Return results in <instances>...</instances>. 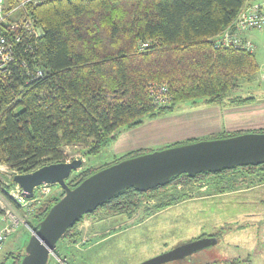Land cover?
<instances>
[{
	"label": "trees",
	"instance_id": "16d2710c",
	"mask_svg": "<svg viewBox=\"0 0 264 264\" xmlns=\"http://www.w3.org/2000/svg\"><path fill=\"white\" fill-rule=\"evenodd\" d=\"M22 1L5 0V11ZM245 4L246 0L27 1L19 7L17 21L29 20L41 32L25 36L17 44L13 77L0 80V163L15 173H27L45 164L66 161L64 147L80 144L90 145V154L97 155L123 130L170 114L183 101L202 97L206 105L252 102L254 96L238 94L235 89L245 80L260 82L255 53L216 46L218 36L234 23ZM0 29L11 36L7 25L1 24ZM23 61L31 69L41 67L44 75L30 80ZM151 85L167 86L171 97L167 105L153 103ZM243 132L138 148L99 166L83 167L67 182L75 187L102 168L153 150ZM238 172L261 174L260 182L264 183L261 162L194 177L182 173L165 186L146 192L135 187L124 189L75 222L58 241L55 253L61 255L63 249L69 264H73L68 257L76 255L73 247L81 239L79 226L87 217L101 211L133 216L152 197L158 198L154 211H161L192 197L180 192V185L185 188L212 178L221 182ZM15 184L12 177L11 186ZM171 189L174 192L168 194ZM63 194V188L57 185L34 208L29 224L36 227ZM164 194L168 199L160 197ZM205 236L210 234L196 238ZM16 249L3 254L0 264L9 259L11 264H20L22 250ZM201 260L190 264L217 262ZM241 263L252 264L248 256L225 261Z\"/></svg>",
	"mask_w": 264,
	"mask_h": 264
},
{
	"label": "rangeland",
	"instance_id": "374dc122",
	"mask_svg": "<svg viewBox=\"0 0 264 264\" xmlns=\"http://www.w3.org/2000/svg\"><path fill=\"white\" fill-rule=\"evenodd\" d=\"M261 90L263 91L264 87L258 79L254 82L242 81L235 89L238 94L251 95L254 98L262 96ZM205 108L208 109V106L202 97L180 102L176 110L170 114L123 130L119 134L118 142L113 144L111 141L97 155L90 154V145L65 146L66 161L82 159L83 164L80 168L82 169L88 165L99 166L110 162L115 157L138 148H159L189 139L207 137L211 134L206 132L208 130L202 119L204 113L200 111ZM191 115H194V124ZM196 117L201 119L198 120ZM257 118L254 112L253 119ZM180 122L189 124L190 127L179 126ZM251 122H244L243 125H235L233 128H246L251 131L264 128L263 120ZM128 135L137 136V140L145 137V141L129 149L126 143ZM15 171L0 163V204L5 206L4 214L0 215V229L7 211L13 213L19 221V224L12 226V232L0 251V258L19 247L23 251L28 233L31 231L29 221L33 211L27 207H20L8 194ZM262 177L261 174L238 172L228 175L221 182L212 178L195 182L185 188L180 185L178 190L192 197L161 211H154L158 198L152 197L147 199L133 216L101 211L87 217L79 226L85 238L82 239L81 236L73 247L74 253L80 255L75 261L78 264H139L203 233H209L210 236L217 237L218 242L203 253L165 264H190L207 258L212 262L217 261L216 264H225V261L232 258L247 256L252 264H264V183L260 182ZM56 188L57 184L46 186L48 194ZM221 188L223 192H220ZM172 192L173 189L168 191V194ZM168 196L164 194L160 197L166 200ZM38 204L37 202L34 207ZM147 209L151 214L147 213ZM61 253L63 255L58 253L53 255L51 264H69L63 249ZM70 261L73 262L71 257ZM11 262L9 259L5 264Z\"/></svg>",
	"mask_w": 264,
	"mask_h": 264
},
{
	"label": "water",
	"instance_id": "95a60500",
	"mask_svg": "<svg viewBox=\"0 0 264 264\" xmlns=\"http://www.w3.org/2000/svg\"><path fill=\"white\" fill-rule=\"evenodd\" d=\"M264 162V131L200 139L130 157L102 168L75 187L68 179L83 164L82 159L45 164L27 173H15L13 180L27 198L37 187L57 184L63 196L49 209L26 241L20 264H48L58 241L82 216L95 211L124 189L149 191L170 183L174 176H189L225 168ZM218 242L215 236L192 239L139 264H165L185 259Z\"/></svg>",
	"mask_w": 264,
	"mask_h": 264
},
{
	"label": "built area",
	"instance_id": "2783aa9c",
	"mask_svg": "<svg viewBox=\"0 0 264 264\" xmlns=\"http://www.w3.org/2000/svg\"><path fill=\"white\" fill-rule=\"evenodd\" d=\"M30 0H23L19 5L13 6L8 11H5V0H0V25L5 24L10 29L11 36L0 29V80L10 79L14 74V64L16 62V46L25 36L29 38L39 34L40 28L29 20L18 22L16 17L19 7ZM38 1V0H35ZM252 30H264V0H246V4L232 25L226 28L217 38V47H235L247 49L254 52L256 45L253 40L245 37L243 34ZM26 69L27 77L31 79L39 78L44 75V70L36 66L31 69L26 61L22 62ZM259 80L264 86V64L260 65ZM150 94L153 103L157 106L167 105L171 97L168 94V88L165 85H151ZM8 167V166H7ZM14 175V174H13ZM13 177V176H12ZM43 184L36 188L33 198H27L22 189L18 185H13L8 194L20 207H27L31 211L34 210V205L39 203L44 198L49 190ZM33 207V208H32ZM6 216L0 229V251L2 250L7 237L12 232V226L19 224V221L13 213L6 212ZM247 264V263H241Z\"/></svg>",
	"mask_w": 264,
	"mask_h": 264
},
{
	"label": "crops",
	"instance_id": "0c3cea01",
	"mask_svg": "<svg viewBox=\"0 0 264 264\" xmlns=\"http://www.w3.org/2000/svg\"><path fill=\"white\" fill-rule=\"evenodd\" d=\"M245 37L250 38L251 40L254 41L256 45V49L254 51L255 56L259 62L260 65L264 64V30H252L247 33L243 34ZM264 87V86H263ZM262 91V90H261ZM262 96H259L257 98H254L252 102L246 103V104H241V105H227V106H219V105H207L208 109H202L200 111H203V124H206V132H209L211 135L214 134H219L222 132H246V131H251L248 129L244 128H239V129H234L233 127L236 125H243L244 122H249V121H261L263 120L262 123H264V90L261 92ZM206 110H208L206 112ZM205 111V112H204ZM256 113L257 119H253V113ZM260 113V114H259ZM194 124V115H191ZM198 118L200 120L201 118ZM251 122V123H252ZM186 126L189 124H184L183 122L179 124V126ZM258 130H264V128H257L253 131H258ZM130 132V131H129ZM132 134V133H131ZM209 135V136H211ZM137 136L131 135L129 137L128 135V140L126 143L129 145L130 148H134L135 145L141 144V141L144 142V138H139L137 140ZM120 136L113 141L112 143L118 142ZM132 150V149H131ZM1 212L0 215L4 214L5 211V206L1 203ZM0 226H1V219H0ZM89 235V234H86ZM82 239L85 238V234H81ZM62 250V249H61ZM60 250V253H61ZM55 256V255H54ZM80 258V255L76 254L72 258V263L78 264V262L75 261V259ZM70 258V257H69Z\"/></svg>",
	"mask_w": 264,
	"mask_h": 264
}]
</instances>
